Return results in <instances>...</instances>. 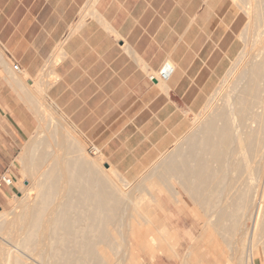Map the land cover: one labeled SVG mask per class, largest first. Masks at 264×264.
Returning <instances> with one entry per match:
<instances>
[{
  "label": "crops",
  "instance_id": "crops-1",
  "mask_svg": "<svg viewBox=\"0 0 264 264\" xmlns=\"http://www.w3.org/2000/svg\"><path fill=\"white\" fill-rule=\"evenodd\" d=\"M83 8L88 16L77 21ZM239 30L226 0H0V187L3 177H14L16 156L37 126L27 106L31 101L36 107L29 87L45 64L54 65V80L44 82L46 101L128 182L186 131L187 117L203 106L239 53ZM167 61L174 66L172 76L166 82L151 80ZM161 171L153 200L165 211L159 226L174 235L177 256L151 258L143 251L152 264L158 263L156 257L209 264V254L224 253L217 239L226 245L235 237L231 263L239 264L240 232L232 226L244 212L226 211L219 201L211 206L206 175L193 176L185 190L178 187L174 195L160 197ZM174 211L199 226L198 241L195 227L184 232L192 242L187 253L180 249Z\"/></svg>",
  "mask_w": 264,
  "mask_h": 264
},
{
  "label": "bare ground",
  "instance_id": "bare-ground-1",
  "mask_svg": "<svg viewBox=\"0 0 264 264\" xmlns=\"http://www.w3.org/2000/svg\"><path fill=\"white\" fill-rule=\"evenodd\" d=\"M254 2L252 7L248 5L251 10L248 7L243 10L249 16L247 38L256 32L255 42L252 36L251 42L246 38L253 46L244 45L248 50L241 52L238 64L234 61L237 66L234 62L232 65H235V79L232 85L228 81L224 86L226 96L232 95L231 90L234 92L233 116L239 130H233V116L215 103V106L210 104L205 116L202 118L200 114L201 119L196 118L191 128L194 131L187 132L183 144L175 143L177 147L167 158L170 165L161 168L157 184L160 197H169L178 187L185 190L193 176L206 175L211 185V206L219 201V207L226 211L244 212L232 226L233 231L240 232L239 264H256L257 240L264 231V0ZM57 61L55 58L54 62ZM165 64L174 70L172 63ZM53 66V63L46 65L44 77L53 76ZM150 77L160 81L156 73ZM45 84L29 87L33 102L42 107L37 133L45 131L48 120L55 122L58 129L49 131L44 140L33 138L23 148L19 160L28 182L19 189L20 196H14V211H0V264H116V261L139 264L143 251L151 258L176 257L177 241L165 225L161 224L155 231L148 230L150 233L143 238L137 227L122 226L131 219L130 213L126 218L125 202L135 205L122 189L125 181L109 167L102 170V157L90 159L81 155L84 152L78 146V139L59 119L47 114L49 110L42 98ZM216 91L214 97L219 96L220 92ZM52 146L53 150L49 151ZM198 161H208L209 166H194ZM216 177L224 178L225 183L215 184ZM123 247L126 256L120 260L118 249Z\"/></svg>",
  "mask_w": 264,
  "mask_h": 264
},
{
  "label": "rangeland",
  "instance_id": "rangeland-1",
  "mask_svg": "<svg viewBox=\"0 0 264 264\" xmlns=\"http://www.w3.org/2000/svg\"><path fill=\"white\" fill-rule=\"evenodd\" d=\"M238 1L239 0H235V2H232L230 0H226V4H227V8H230L232 14L235 17H237V20H238L239 25H240V30H239L238 34L236 35V41L239 43V46H240V50H239L240 55L238 53L237 56L233 60H231L229 62V65H228V68L226 70V73L219 80V82L217 83L215 88L212 90V92L208 96V98H207L206 102L203 104V106L197 112L191 113L187 117V128H186V131L177 140L178 142H175L176 145H178V146H181L183 144V143L181 144V142H184L183 138H185L187 135L191 134L190 131H194V129H191V128H194V121L196 120V118H198V120H200L201 116H202V118L205 116V114L207 112V107L210 104H212L214 106L216 104V107L221 108L222 111L225 110L226 113H228V115L231 116V117L233 116V114L235 112V102L233 101L234 92H232L233 90H231V92H230V94H232L233 97H232V95H228L229 97L226 96L227 92L224 91V86L228 83V81H230V84L232 85L231 82H232L233 79H235L234 75L236 76V72H235V67L234 66L235 65L237 66V64H238L236 62V61H238V57L241 56V52L243 53V52L247 51L248 48L251 47V45L253 46V44L255 42V39H256V37L254 38L255 35L253 36V34H255L256 32H253V33H251L252 34L251 36H252L253 44H251V43L248 44V42H247L248 40L251 42V39H249V38H251V36L249 38H247L249 36V32H247L248 29H246V28H247V25H248L249 16H247L248 13L245 12L246 11L245 7L246 8L248 7L247 9L249 10V8H250V10H251L252 3L255 0H253V1L252 0H249V1L246 0L247 3H246V1L244 3L245 7H244V5H242L243 4L242 2H244V0H242L241 3H240V1L239 2ZM250 1H251V3H250ZM254 3H253V5H254ZM246 4H247V6H246ZM248 5L249 6L251 5V7H249ZM243 8H244L245 11L243 10ZM259 9H260V11H263L264 8L262 10H261V8H259ZM84 10H85V8H83L81 10L77 21L80 18H82V16H84V15L88 16V12L84 14ZM246 38H247V41H246ZM245 41L247 42V44H246ZM244 45H246L248 48L246 46H244ZM244 47H245V49H243ZM57 50H58V48L56 49V51ZM233 62L235 64L234 66H232ZM46 65L43 68V70L41 72H39L38 75L35 76L32 79V83H30V84H33V85L36 86L40 82H42L44 84V82H47V81L52 82L54 80L53 76L44 77L46 75V73H45ZM231 68H233L234 70L233 69L231 70ZM230 76H233V77L230 78ZM227 77H228V79H226ZM224 82H226V83H224ZM233 82H235V81H233ZM230 84H229V86H230ZM24 86H25V88L28 89V86H27L26 83H24ZM216 89L218 90V93L219 92L220 93H219V96H215L214 97L213 93H214V95L217 93ZM229 91L230 90H228V92ZM42 98H43L44 105L49 110V112H47V114L50 113L56 119H59L61 121V123H63V125H65L67 127L68 131L70 133L72 132L73 135L72 134L71 135L76 140L78 139V141H77L78 146L84 152V153H81V155L84 154L90 159L101 158V157H99V152L98 151L89 148L85 144V141L83 140V138L75 131V129L71 125V123L57 110V108L53 104H51V103L46 101L45 95H42ZM217 99L219 101L218 103L216 101ZM210 101H212V102L210 103ZM205 105H207V106H205ZM27 106L32 111V113L34 115V118H35V121H37V126H38V118H39V114H40L39 110H42V109H40L42 107H38L39 105L35 107V105L31 103V101H30V104L28 103ZM205 108H206V110H205ZM50 114H48V115H50ZM200 114H201V116H200ZM233 117H234L233 118V130L236 132V131L239 130L238 121H237V118H236L235 115ZM231 121H232V118H231ZM37 126H36V128H37ZM36 128H34V131L27 138L24 146L22 147V149L18 152V154L16 156V159H15L16 161H14L13 167L11 168V171L13 172L14 177H3L2 180H1V187H0V211L1 210H5V211H9V212L10 211H14V205H15L14 196L16 195V196L19 197L20 196V192H21V191L19 192V189L21 187L23 188V186L27 185L28 177H27L26 173L23 170L22 163L19 160L21 154L24 152V149L28 146V144H30L31 140H34V139H35V141H41L42 139L44 140V138L47 137V134H48L49 131L58 129V127H56V125H55V122H52V121H49V120H48V124L44 128L45 131H43L42 134L37 133V129ZM234 134L236 135V133H234ZM79 141H80V145H82V146L79 145ZM176 145L174 144L173 147H171V149L169 151H167L166 154H164L161 158L159 157L151 166H149L145 170H143V172H141V174H139L132 181H128V182L125 181L121 177L122 175L120 176L117 173L119 178H121L122 180L125 181V183L121 184L122 185V189L124 190L125 193L129 194L132 197V200L134 201L133 203H135V205L132 204V206L131 205L129 206L127 204V202H125V208H127V211H128L127 215H126V218H128L127 216H129V213H130L129 217H131V219L130 220H125L124 224L122 226H124V227H128V226L142 227L143 229L150 228V227L154 228V227H158L159 226V220L158 219L161 218L162 212H161L158 204H156L154 202V200H153V197L156 195L155 178L157 176V173L161 170V165L164 162L167 161V158H169L171 156V151L172 150H173L172 151V154H173L174 147L175 148L177 147ZM39 147H41V146H39ZM52 148H53V146L51 148H49V151H52L53 150ZM79 150L78 151L76 150V151L79 152ZM58 152L60 153V152H63V151L59 150ZM77 152H75V153H77ZM75 153L74 154L72 153V154L75 156V155H77ZM79 153H78V156L80 155ZM70 156H72V155H70ZM102 162L104 163L105 160L102 159ZM109 168L112 169L111 167H109ZM43 169L44 168H42L40 170L42 171ZM105 169H108V166L105 165V164H102V170H105ZM6 180H8L10 183L9 182L7 183ZM5 189H8L7 196H5L3 194ZM167 207H169V206H167ZM11 209H13V210H11ZM174 212H173V214L176 216L175 219H174V225H176V223H177L178 230H179V235H180V237L182 239V246H180V249L187 253L188 248L191 246L192 242L190 241V239L188 237H186V236L184 237V232L186 230H188L190 228V226L195 227V230H194V236H195L194 242L198 241L197 240V236H198V232H199V226H196L195 221H194V219L192 217H185V214H183V215L179 214L178 215L176 211H174ZM172 222H173V220H172ZM247 225L250 226V223H247ZM138 232H139V236H141L142 238L146 237L150 233V231H146V230H138ZM125 235H126V230H124V236ZM217 241L219 242V244H218L219 245L218 246L219 249L218 250H223L224 253L221 256H217L215 254H209V264H232L231 263L232 252H233V248L235 246V243L237 242V238L235 237V239L231 240V242L227 243L226 245H224L220 239H217ZM257 246L259 247V249H258V252H259L258 257L259 258L256 259L255 263L256 264H264V250H263L264 249V231L260 234V236H258ZM260 249H262V250L260 251ZM118 251H119L118 258L121 260V259H123L126 256V248L125 247L119 248ZM141 258H142V264H152L153 263L152 261L149 260L147 254L144 253V252L141 253ZM156 259L158 261L157 264H161V263H164V264H175V262L171 261V263H170V262H168L169 260H166V259H164L162 257H156ZM117 262L118 261H116L115 263L117 264Z\"/></svg>",
  "mask_w": 264,
  "mask_h": 264
},
{
  "label": "built area",
  "instance_id": "built-area-1",
  "mask_svg": "<svg viewBox=\"0 0 264 264\" xmlns=\"http://www.w3.org/2000/svg\"><path fill=\"white\" fill-rule=\"evenodd\" d=\"M12 69L14 71H18V66L17 65H13ZM173 72H174L173 68L164 63L160 67V69L156 72V74L158 75L159 80L161 82H166L172 76ZM150 79L158 81L157 79H153L152 77H150ZM6 181H7V183L9 182L8 180H6Z\"/></svg>",
  "mask_w": 264,
  "mask_h": 264
}]
</instances>
